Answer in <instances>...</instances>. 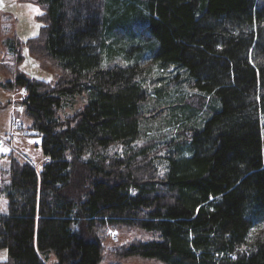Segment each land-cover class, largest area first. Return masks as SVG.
Instances as JSON below:
<instances>
[{
  "label": "trees",
  "instance_id": "trees-1",
  "mask_svg": "<svg viewBox=\"0 0 264 264\" xmlns=\"http://www.w3.org/2000/svg\"><path fill=\"white\" fill-rule=\"evenodd\" d=\"M30 1L42 33L4 41L17 66L2 87L25 91L45 162L8 155L0 264H102L107 250L110 264H264V0H126L123 14L112 8L125 0ZM140 22L144 50L180 70L191 97L166 100L156 86L151 100L132 60ZM121 33L128 50L114 47ZM26 50L57 69L54 81L20 72ZM114 53L129 65H112ZM77 97L87 103L63 116ZM120 228L153 240L107 248Z\"/></svg>",
  "mask_w": 264,
  "mask_h": 264
},
{
  "label": "rangeland",
  "instance_id": "rangeland-1",
  "mask_svg": "<svg viewBox=\"0 0 264 264\" xmlns=\"http://www.w3.org/2000/svg\"><path fill=\"white\" fill-rule=\"evenodd\" d=\"M105 0H101L103 3ZM126 1V0H125ZM107 3V0L105 1ZM130 4L126 1L120 3L119 7L113 6L112 10H117L120 13H126ZM140 5L138 4V7ZM38 9V11H37ZM43 8L30 0H0V104L2 109L0 110V138L12 141L9 144L10 147L0 151V215L7 214L8 201L5 198V188L10 183V169L11 161L8 155L14 152L20 159L32 163L38 170L42 168L45 162V158L42 151V138L37 136L34 132H28L31 122L27 119L23 112V101L26 97L19 90L10 91L4 89L2 86L7 82L13 81V73L15 72L17 63L16 59L9 55L7 50L4 48V41L6 39H12L15 35H18L22 40L29 38H36L41 35L43 23L40 17L43 15ZM137 25L136 32L140 34L142 28L141 22ZM140 44L143 46L142 50H139ZM119 42L114 46L115 49L128 50L131 46L128 43L129 38L121 33L119 36ZM152 44L151 38L145 34L138 37L135 41L133 49L132 60L139 56V66L145 76L144 85L151 89L163 88L166 91L168 98L166 100H178L179 98L191 97L193 93L186 89L184 85H179V73L180 70L171 67L169 70L161 69L152 60L151 54L144 50L146 44ZM137 47V48H136ZM105 53V52H104ZM104 65L108 62L106 53L104 54ZM24 63L19 67L20 72L27 74L32 79L46 80L52 82L56 79L57 69L52 64H47L41 56H34L28 51H24ZM131 60V61H132ZM135 62H132L134 64ZM111 64L119 66H128L127 57L122 56L120 53H114L111 56ZM173 74L172 81H168ZM165 78L168 83L161 82L157 83L158 79ZM25 93V91H24ZM152 94L151 100L155 98L154 90L150 92ZM85 100V98L83 99ZM87 100L82 102L80 97H77V102L74 106H70L66 109V113L63 116H73V114L82 108L83 104H86ZM153 105H150V107ZM144 113V110H143ZM18 126H22L23 130H17ZM264 228V227H263ZM261 229L254 231V235L258 234ZM106 233V232H105ZM112 233H115L113 235ZM252 235L251 237H254ZM108 241L106 247L113 249L115 244H123L133 239H142L144 241L153 240L151 236L144 234L141 231H128L120 228L119 230H108L106 235ZM111 250H107L103 256L102 264L116 263L118 260L112 255ZM8 259V253L6 250H0V262H6ZM121 264H163L162 262L155 259H143V258H128L120 261ZM48 264H57V260L54 255L49 256Z\"/></svg>",
  "mask_w": 264,
  "mask_h": 264
},
{
  "label": "built area",
  "instance_id": "built-area-1",
  "mask_svg": "<svg viewBox=\"0 0 264 264\" xmlns=\"http://www.w3.org/2000/svg\"><path fill=\"white\" fill-rule=\"evenodd\" d=\"M17 130L22 131L23 128L22 127H18ZM9 144H11V142L9 140L0 138V151L5 149L6 147H10ZM46 162L48 163L49 160H47Z\"/></svg>",
  "mask_w": 264,
  "mask_h": 264
},
{
  "label": "snow or ice",
  "instance_id": "snow-or-ice-1",
  "mask_svg": "<svg viewBox=\"0 0 264 264\" xmlns=\"http://www.w3.org/2000/svg\"><path fill=\"white\" fill-rule=\"evenodd\" d=\"M37 11H38V9H37ZM21 93L26 94V93H24V90H21ZM112 234L115 235V233H112Z\"/></svg>",
  "mask_w": 264,
  "mask_h": 264
},
{
  "label": "crops",
  "instance_id": "crops-1",
  "mask_svg": "<svg viewBox=\"0 0 264 264\" xmlns=\"http://www.w3.org/2000/svg\"><path fill=\"white\" fill-rule=\"evenodd\" d=\"M33 165V164H32ZM34 166V165H33ZM35 167V166H34ZM36 168V167H35ZM37 169V168H36Z\"/></svg>",
  "mask_w": 264,
  "mask_h": 264
}]
</instances>
